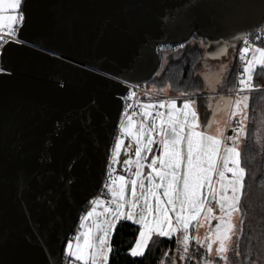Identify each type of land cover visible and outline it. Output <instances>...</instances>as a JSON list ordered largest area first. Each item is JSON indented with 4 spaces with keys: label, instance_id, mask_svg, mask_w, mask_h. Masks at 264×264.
<instances>
[{
    "label": "water",
    "instance_id": "obj_1",
    "mask_svg": "<svg viewBox=\"0 0 264 264\" xmlns=\"http://www.w3.org/2000/svg\"><path fill=\"white\" fill-rule=\"evenodd\" d=\"M25 7L22 42L5 44L0 72V264H63L103 183L128 91L120 79L149 82L161 66L158 49L195 33L208 39L211 57L226 54L228 41L264 28V0H26ZM89 112L85 125L80 114ZM68 117L57 135L55 121ZM61 175L74 179L70 188Z\"/></svg>",
    "mask_w": 264,
    "mask_h": 264
},
{
    "label": "snow or ice",
    "instance_id": "obj_2",
    "mask_svg": "<svg viewBox=\"0 0 264 264\" xmlns=\"http://www.w3.org/2000/svg\"><path fill=\"white\" fill-rule=\"evenodd\" d=\"M26 0H0V28H7L8 35L15 37L16 35V25L23 23L26 20L27 9L25 7ZM183 47V45H181ZM249 52V48H244L241 50V56H245ZM255 53L259 54V59L253 56V60L247 61L241 76L250 73L256 65L264 67V48H256ZM5 68L0 67V72H3ZM248 80L251 81L252 77L249 75ZM241 85H245V80H240ZM63 87V85H60ZM250 89L252 87L251 83L247 84ZM248 97H243L242 100L235 101V107L240 111L244 119H247V112L245 111L248 107L247 104ZM92 105H96V101L93 100ZM160 106H164L166 103L169 107L175 108L176 100L164 101L160 100ZM192 102L185 99L183 101L184 108L188 109ZM153 105L145 104L144 115L147 116L149 113L147 109L151 108ZM131 107V106H129ZM127 109H125V114H127ZM235 111L233 115H235ZM163 115V114H161ZM196 112H191L192 123L187 122V112L184 113L185 119L179 120L169 113V118L167 124L170 125V130L163 127L164 121H161V127L159 135L161 136V143L163 145V157H152V164L149 165L152 171L148 173L146 179L149 181V186L145 191V184L141 181L139 182V187L142 190L139 194L137 193L138 179L131 180V195L132 200H125V183L126 179L124 176L119 177V188L118 190L113 187V185H105L106 188L111 192L113 197H119V202L116 203L114 209H106V211L111 212L113 219L107 222V227H112L115 220L120 219V217L125 212V203L130 204L131 209H135L140 199L143 198L144 208L142 209V215L137 221L140 224L141 232L140 237L142 239L137 240V247L132 249L133 255H143L141 249H143L148 240L153 233V231L159 233L161 236H167L173 231L183 229L184 235V252L187 254V241L189 240L186 234L189 228L190 220H193L200 214L202 208H204L203 197L201 196V189L205 183H209L211 188V173L216 170L218 175L223 181L225 177V171L231 172L232 177L228 180L227 184L221 183V189L226 191L231 190L230 195H221L218 200L221 212L223 213L217 219L220 221L216 225L215 238L219 240V247L216 249L218 255L222 259H227L225 255L228 251L227 242L231 238L232 230L235 225L231 221L233 213L240 212V202L243 196V191L245 188V177L247 175L246 168L242 166L240 152L235 146V143L239 141L240 136L245 134L244 122L241 121L239 127L237 128V135L230 136L228 139L234 142L232 147L224 148V155L219 157L221 139L216 136L207 135L205 133L197 132L194 130ZM80 119L83 124H91V114L81 113ZM72 123L71 117L66 119H57L55 121L56 134L59 135L67 126ZM132 117H127V124L121 123V132L131 134L133 139L136 141L138 147L136 148V172L134 173L136 178L141 176L140 169L143 165L140 163L141 158V146L147 150L151 151L150 145L153 143L152 132L155 131V125L153 128H147V126L141 122L139 127V132H134L132 128ZM146 135V141H141V136ZM123 141L117 139L115 143V149L112 152V163H115L118 159L120 148ZM186 143V165H183L185 160V153L182 150V145ZM49 159L46 153L41 154V162ZM160 161V169L155 167L156 161ZM220 159H222L223 169L220 168ZM75 163L69 164L68 169L71 170ZM125 165H128L130 161L125 160ZM231 163L232 167H228ZM183 165V170L181 171ZM153 173L159 177L161 183H156L153 179ZM49 175L52 173L49 172ZM43 177L37 176V179H42ZM59 180L68 188L74 183V179L61 175ZM25 189H30V183L25 180L23 181ZM163 188V197L167 199L164 203H161V195L157 194V189ZM44 194L37 195V199H42ZM154 198L155 205L150 203L149 198ZM215 198V196H214ZM49 203H52L49 200ZM187 208V214L185 209ZM157 211L159 214L153 219L149 220L145 213H152ZM208 213L212 212L211 208H208ZM173 212L175 214L176 223L173 224L172 218L169 217V213ZM92 212L88 213V216H92ZM132 211H128V218H131ZM227 217V219L225 218ZM242 223V222H241ZM165 225H167V230H165ZM96 229L103 231V235L97 240L93 234L92 229L83 233V245L79 243L75 251L72 250L71 242L68 244L67 251L70 256L74 257L78 261H84L87 264L88 257H91L92 264H105L107 260L106 254V240H107V228L102 227L101 224L96 225ZM209 251L212 250V242L207 244ZM91 249L89 253L87 250ZM239 255V253H237ZM205 264H210L209 261H205Z\"/></svg>",
    "mask_w": 264,
    "mask_h": 264
},
{
    "label": "trees",
    "instance_id": "obj_3",
    "mask_svg": "<svg viewBox=\"0 0 264 264\" xmlns=\"http://www.w3.org/2000/svg\"><path fill=\"white\" fill-rule=\"evenodd\" d=\"M261 42L264 44V41ZM241 43L228 41L227 53L217 58L208 54V39L196 33L183 44L163 45L158 49L160 69L148 84L157 92L192 94L187 98L198 99L200 108L201 105L208 108L200 110L204 116L213 111L220 97L227 95L211 92L234 88ZM254 83L260 89L250 93L247 141L241 151V163L247 175L240 202L239 235L236 238L239 255L234 253L231 264H264V156L259 154L253 140L256 116L264 109V67H258ZM85 206L89 207L90 202ZM140 232L141 226L132 219H119L110 239L107 264H173L175 258L179 260L181 250L175 235L168 237L153 234L143 255H133L131 251ZM192 249H197L195 244ZM192 254L197 255V251H192Z\"/></svg>",
    "mask_w": 264,
    "mask_h": 264
},
{
    "label": "rangeland",
    "instance_id": "obj_4",
    "mask_svg": "<svg viewBox=\"0 0 264 264\" xmlns=\"http://www.w3.org/2000/svg\"><path fill=\"white\" fill-rule=\"evenodd\" d=\"M254 56V55H253ZM255 58L258 60L259 59V54H255ZM259 65H256L253 70L250 73H247L246 75H254L258 69ZM170 94H174L169 92ZM184 96L185 98L183 99H177V98H173L174 100H176L177 102V107L175 108H171L169 110L170 113L175 114V115H182L185 112H187V110L184 108V104L183 101L185 99L190 100L192 103L199 105L198 99H194V98H186L192 94H179ZM167 96V95H166ZM247 96L248 100H247V104L248 107L245 110L247 112V119L245 120L244 117L241 115L240 111L236 109L235 107V101L237 100H242L243 97ZM250 97L251 94L250 93H241L238 94L235 98L233 96L230 95H223L222 97L219 98L217 105L215 106L214 110L211 113H207L204 116L200 117V122L202 123L201 125H205L208 129H211L213 133H219L218 137L223 139V135H224V131L227 125V121L229 119V117H231V124H236V123H241V121L243 120L244 122V129H245V134L241 135V140L239 139L238 142H236V147L238 148L239 152H240V158H241V151H242V147L244 145V143L247 141L246 135H247V130H248V123L250 120V108H249V104H250ZM172 98L169 99H161L164 101H169V100H173ZM159 102V101H158ZM159 104V103H158ZM183 104V105H181ZM182 106V107H180ZM200 106V105H199ZM162 108V110L164 109L162 106H160ZM208 108L204 107L203 105H201L200 110H205ZM235 111V115H233V112ZM202 113V112H201ZM147 120H150V118H155V116H153L152 114H148L147 116H145ZM158 117V116H156ZM256 123L254 126V135H253V140L257 145V149L259 154H263L264 156V109H262L261 111H259L258 115L256 116ZM178 118V117H177ZM181 117H179L178 119H180ZM181 120V119H180ZM132 128L133 131H135L137 129V120L132 118ZM125 124H127V119L124 122ZM127 134V135H126ZM126 137L130 136L131 134L126 133ZM126 137L121 138V140L123 141L122 144L126 143ZM122 147V145H121ZM121 150V148H120ZM224 151L222 153L219 154V157H222L224 155ZM120 158V152H119V156L116 162L119 161ZM228 167H232L231 163H229ZM220 168L223 169V163H222V159H220ZM119 175V174H118ZM117 175V176H118ZM117 176L111 181V185H113L116 182V180L118 179ZM232 177V173L225 171V177L223 179V181H221V178L218 175V171L214 170L211 173V188L209 187V183H207L206 189H207V194L209 195L210 198V202L212 203L211 199L215 200L217 198V200L215 201V206L211 207L207 205V208L205 210H203L202 212H200V214L198 215V217L196 218L195 222H194V226L193 228L188 229L189 232H187L186 234L189 237V240L187 241V254H185L184 252V235L182 237V243H180V259L185 262V258L188 255V252H191L190 254V259L192 260V264H205V261H209L210 264H231L232 263V259H233V255L234 253H237L238 249L236 246V238L239 235L238 234V224L240 221V217H241V209L240 212L238 213H233L232 217H231V221L232 223L235 225L234 229L232 230L231 233V238L230 240L227 242V248L228 251L225 254L227 256V259H222L219 257L216 249L219 247V240H217L215 238V232H216V225L220 222L217 217H220L223 213L221 212L220 206H219V210H218V200L220 199L221 195H230L231 194V190L227 189L226 191L221 189V183L223 184H227L228 180ZM140 178V177H139ZM136 178V179H139ZM115 188V187H114ZM132 188V185H131ZM131 199H132V195ZM215 196V198H214ZM208 208L212 209V212L209 214L208 213ZM92 212L93 214H96L95 217L93 218V216H88V213ZM92 214V215H93ZM108 211H106L103 207V200L101 199V197H96L95 199H93L92 201H90V210L88 212H85L83 214V217L81 219V222L79 223L78 229H77V237L76 239L70 240L69 242H71V246L73 247V251H75L77 244L79 243L81 246L83 245V233L88 231L89 229H92V234L93 236L98 240L100 236L103 235V231H99L96 229V225L97 224H101L102 227H106L107 228V240H106V247L108 246L107 249H110V240L109 237L112 236L113 230H111L112 228H108L107 227V215ZM227 219V217H225ZM134 221V220H133ZM91 225V227L89 228V225ZM114 229V228H113ZM196 230V232L194 233V231ZM111 235V236H110ZM111 239V238H110ZM138 239H142L139 235ZM68 242V244H69ZM209 242H212V250L209 251L207 248V244ZM68 244L66 247V250L68 248ZM195 244V248H197L196 250H193L192 247ZM137 247V242L135 244V246L133 247L136 248ZM142 250V249H141ZM89 253L92 251L91 249L87 250ZM195 253L197 251V255L192 254ZM144 253V252H143ZM90 256L88 257V259L90 260ZM108 258V256H107ZM221 259V260H219ZM108 259L106 260L105 264H107ZM79 264H85L84 261H79Z\"/></svg>",
    "mask_w": 264,
    "mask_h": 264
},
{
    "label": "crops",
    "instance_id": "obj_5",
    "mask_svg": "<svg viewBox=\"0 0 264 264\" xmlns=\"http://www.w3.org/2000/svg\"><path fill=\"white\" fill-rule=\"evenodd\" d=\"M261 41H264L263 39L261 40H257L256 43L254 44V46L252 47V49L250 50V60H253V55L254 54H258V53H255V49L256 48H264V44H262ZM247 76V75H246ZM252 78H254V75H250ZM248 77V76H247ZM165 93H169V91L165 92ZM187 98V97H186ZM173 99V98H172ZM177 99H183V98H177ZM190 99V98H188ZM167 102V101H166ZM151 105H155V104H158V102H151L150 103ZM183 105V104H181ZM217 105V104H216ZM152 106V107H153ZM177 107V103H176V106ZM182 107V106H180ZM164 109L162 110V113L163 115H158V117H156L151 109H147V112L152 114L153 116H155V118H150V120H147L145 115H144V112H145V109L143 110L141 116H139L136 120V124H137V129L134 131V132H139V127H140V123L143 122L147 128H153V125H155V131L152 132V139H153V143L152 145H150V148H151V151H147L145 150L142 146H141V158H140V163L143 165V167L140 169L141 171V176L140 178L138 179V184H137V193L139 194L142 190L140 189L139 187V182H143L145 184V191L147 190V187L149 186V181L146 179V177L148 176V173H150L152 171L151 167H149V165L152 164V157H163L164 153H163V145L161 143V136L159 135V131H160V127H161V121H164V124H163V127L166 128V129H169L170 130V125L167 124V120L169 118V110L172 108V107H169L167 105V103L164 105L163 107ZM215 108V107H214ZM187 110V122L188 123H192V117H191V112L192 111H195L196 112V119H195V127H194V130L197 131V132H201V133H205L207 135H211V136H216L218 137L219 133H213L211 129H208L205 125H201L202 123L200 122V117L202 116L201 113H200V106L199 105H196L194 103H191L189 105V108L186 109ZM214 110V109H213ZM211 113V112H210ZM173 116L175 118H179L181 117L180 119L181 120H184L185 119V116L184 114L182 115H175L173 114ZM177 118V119H178ZM230 118V117H229ZM179 119V120H180ZM229 120V119H228ZM228 122V121H227ZM126 134V133H125ZM127 135V134H126ZM125 135V137H126ZM146 135L147 133H145V135L141 136V141L142 142H145L146 141ZM126 143L122 144V147H121V150H120V158H119V161L117 162V164L119 165V175L117 176V180L114 184V187L115 189L118 190L119 188V177L120 176H124L125 179H126V183H125V200L127 201H131V180L132 179H136L134 173L136 172V161H137V157H136V148L138 147V145L136 144V141L133 139L132 135L130 136H127L126 137ZM219 138V137H218ZM221 141H223L222 138H220ZM240 140H241V136H240ZM235 146H236V143H235ZM182 150L183 152L185 153V160L183 162V165H186V152H187V145L186 143H184L182 145ZM224 151V148H222V143H221V146H220V153H222ZM219 153V154H220ZM125 160H128L130 161V163L128 165H125L124 161ZM183 165H182V168H181V171L183 170ZM155 167L157 169H160L161 165H160V161L159 159L156 161V164H155ZM153 179L156 183H161L159 177H157L155 175V173H153ZM206 186H207V183L204 184V186L202 187V189L200 190L201 191V196L204 198L203 199V203H204V208L201 209L200 212H202L203 210H205L207 208V202L210 201V198H209V195L207 194V189H206ZM157 191V194L158 195H161V203H164V201L167 199L166 197H163L162 193H163V188H159L156 190ZM150 200V203H152L153 205H155V200L154 198H149ZM217 200V198L215 200L211 199L212 201V205L211 207H214L215 206V201ZM114 201L115 202H119V197H114ZM112 203L111 207L110 208H105L104 207V204H103V207L104 209H114L116 207V203ZM218 205V210H219V203L217 204ZM125 207V212L124 214L120 217V219H132L134 220L136 223L137 221L140 219L141 215H142V209L144 208V201H143V198L140 199L139 203L137 204V207L135 209H131L130 208V204L128 203H125L124 205ZM90 210V206L88 208V210L86 212H88ZM131 210L132 211V216L131 218H128V211ZM185 212L187 214V208L185 209ZM147 215V218L149 220L153 219L156 215H158L159 213L157 211H153L152 213H145ZM96 214H93V218L95 217ZM107 215V219H106V222H108L110 219H113L112 216H111V212H108ZM169 217L172 218V221H173V224L176 223L175 221V214L173 212H170L169 213ZM198 216H196L197 218ZM195 219L193 220H190L189 222V228H193L194 226V222H195ZM119 220V219H118ZM118 220H115V223L112 227H108V228H112L111 230H114L113 228L115 227L116 223ZM92 224L89 225V228L91 227ZM140 225V224H139ZM141 226V225H140ZM142 227V226H141ZM165 227V230H167V225L164 226ZM189 232V231H187ZM184 230L181 228L177 231H173L171 232L169 235H167L168 237H171V236H177L178 237V246L180 248V243H182V237L184 235ZM153 234H159L155 231H153V233L151 234V236ZM111 236V235H110ZM150 236V238H151ZM111 237H109V240H110ZM149 238V240H150ZM148 240V242H149ZM148 245V243H147ZM147 245L141 250L142 252H145L146 248H147ZM108 246L106 247V254L109 258V253H110V249H107ZM132 252V251H131ZM135 256H139V255H135ZM107 258V259H108ZM75 259V258H74ZM76 260V259H75ZM76 262L78 263L79 261L76 260ZM79 264V263H78ZM87 264H92V261H91V258L90 260L88 259L87 260ZM178 264H184V262L179 258L178 260Z\"/></svg>",
    "mask_w": 264,
    "mask_h": 264
},
{
    "label": "built area",
    "instance_id": "obj_6",
    "mask_svg": "<svg viewBox=\"0 0 264 264\" xmlns=\"http://www.w3.org/2000/svg\"><path fill=\"white\" fill-rule=\"evenodd\" d=\"M15 27H16V35L14 38L8 35V30L6 27L0 28V67H3L2 52H3L5 44L8 42H11V41L22 42V39H20V37H19V31H20L21 25L17 24ZM261 39L264 40V28L263 27L255 30L254 32H252L250 34H248L242 40V43L238 49V55H237L238 64H237V71H236L235 86L233 89H230L227 91H220V92H217L216 94H229L235 98L238 94L252 93V92L260 89L259 87H257L255 85L254 78H252L251 81H249L246 74L243 77L241 76V72L243 71V68H244L246 62L250 60V55H251L250 50L252 49V47L254 46L256 41L261 40ZM246 47L249 48V52L246 53L245 56L242 57L241 56V50L246 48ZM3 72H5V70ZM241 79L245 80V85L240 84ZM120 80L128 86V91L123 96L124 107H123L122 115H121L118 127L116 129V134L114 136L113 144H112L111 151H110V156H109L108 162H107L105 176H104L103 183H102L99 195H98L103 200V204H104L105 208H110L113 201H114V197L112 196V194L108 190V188L105 187V185L111 184V181L119 174V168H118L116 162L112 163L111 157H112V152L115 149L116 140L118 138L121 139V138L125 137V133L122 134V132H121V128H120L121 123H124L128 116H131L133 119H137L139 116H141L143 110L145 109L144 108L145 104H150L151 102H158L161 99L184 97V96L179 95V94L157 92L149 86L148 82H130V81L123 80V79H120ZM249 83H251V85H252V87L250 89L247 87V84H249ZM211 94H215V93H211ZM190 96H192V95H190ZM129 106H131V107H129ZM125 109L128 110L127 114H125ZM149 109H151L152 113L155 116H158L162 113V108L160 107L159 104H155L153 107H151ZM238 127H239V124H233V125L231 124V117H230L228 122H227L225 131H224L222 148L232 147L234 145V142L232 140L228 139V137L237 135L236 130ZM207 205L210 206V205H212V203L210 201H208ZM88 208H89L88 206L87 207L85 206L83 214L88 210ZM83 214H82V217H83ZM82 217H81V219H82ZM81 219H80V222H81ZM195 232H196V230L194 231V233ZM76 237H77V230H75L71 234L69 241L70 240L74 241L76 239ZM68 242H67V244H68ZM66 247H67V245H66ZM66 247H65L64 253H63V264H78L76 262V260L74 259V257L70 256V254L66 250ZM72 250H73V247H72ZM190 253L191 252H188V255L185 258L186 264H192L190 261V255H191Z\"/></svg>",
    "mask_w": 264,
    "mask_h": 264
}]
</instances>
